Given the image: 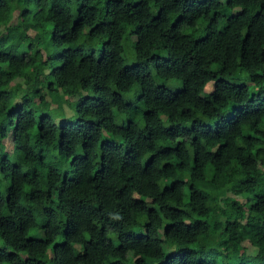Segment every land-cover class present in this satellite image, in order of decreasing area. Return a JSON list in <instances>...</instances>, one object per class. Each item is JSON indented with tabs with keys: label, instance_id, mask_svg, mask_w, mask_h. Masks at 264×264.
<instances>
[{
	"label": "trees",
	"instance_id": "1",
	"mask_svg": "<svg viewBox=\"0 0 264 264\" xmlns=\"http://www.w3.org/2000/svg\"><path fill=\"white\" fill-rule=\"evenodd\" d=\"M0 27V264H264V0H0Z\"/></svg>",
	"mask_w": 264,
	"mask_h": 264
},
{
	"label": "rangeland",
	"instance_id": "2",
	"mask_svg": "<svg viewBox=\"0 0 264 264\" xmlns=\"http://www.w3.org/2000/svg\"><path fill=\"white\" fill-rule=\"evenodd\" d=\"M205 23H206V21H205ZM9 24H11V27L13 28V30L15 32H19V31L31 32L34 29L32 24H30L29 22H25V21L19 19L16 14L13 15V17L10 20ZM0 29L1 30H5L3 27H0ZM130 59H132L131 56H130ZM166 83H167V86L173 91H177V90H179L181 88V81H179L177 79H174V78L168 79ZM212 87H213L212 82L211 81L208 82L206 87H205V89H204V94L206 96H210L211 95ZM63 97L64 98H62V103H63L62 104L63 105L62 110L66 111V112H71V114H72L74 109H75L74 107H75V104H76L75 103L76 102V98L73 97V96H69V95L68 96H63ZM49 109L52 110V112L56 111L53 107H51ZM63 115H67V114L65 112H63V111H58V115L57 116L63 117ZM120 116H122V114H120V115L117 114L116 115V121L118 123L122 122ZM59 117L57 118V120L59 119ZM5 145H6V148L8 150H11L12 147H11V143H10L9 139L5 140ZM48 207H50L49 204H47L45 202H42L41 204H39L37 206V209H38V211H42L43 209L48 208ZM217 217L218 216H215V218H217ZM177 243H180V241H176V244ZM244 243L246 244L249 252L255 253V250L253 249L252 246L249 245V243L247 241H244ZM73 250H74V247L71 248V251H73Z\"/></svg>",
	"mask_w": 264,
	"mask_h": 264
}]
</instances>
